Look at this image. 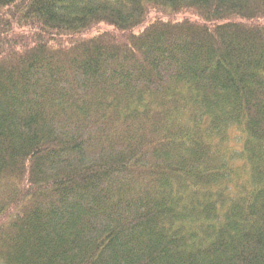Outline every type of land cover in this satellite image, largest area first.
<instances>
[{"label": "trees", "instance_id": "obj_1", "mask_svg": "<svg viewBox=\"0 0 264 264\" xmlns=\"http://www.w3.org/2000/svg\"><path fill=\"white\" fill-rule=\"evenodd\" d=\"M0 264H264V0H0Z\"/></svg>", "mask_w": 264, "mask_h": 264}]
</instances>
